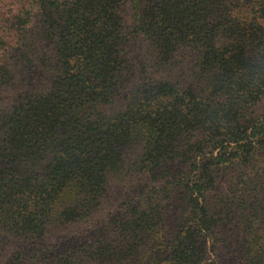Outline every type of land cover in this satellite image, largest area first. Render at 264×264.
Here are the masks:
<instances>
[{
    "label": "trees",
    "instance_id": "obj_1",
    "mask_svg": "<svg viewBox=\"0 0 264 264\" xmlns=\"http://www.w3.org/2000/svg\"><path fill=\"white\" fill-rule=\"evenodd\" d=\"M12 8L0 23V92L23 91L0 96V264L5 236L45 242L55 219L96 216L113 179H157L181 160L186 168L161 173L191 211L175 240L159 241L163 199L139 196L106 248L73 245L46 264H146L149 250L150 264H215L220 242L236 246L216 234L230 209L242 260L264 264V0ZM219 168L233 171L225 192Z\"/></svg>",
    "mask_w": 264,
    "mask_h": 264
},
{
    "label": "rangeland",
    "instance_id": "obj_2",
    "mask_svg": "<svg viewBox=\"0 0 264 264\" xmlns=\"http://www.w3.org/2000/svg\"><path fill=\"white\" fill-rule=\"evenodd\" d=\"M22 0H0V23L6 25L4 19L8 16V12L12 7H15ZM6 27V26H5ZM4 27V28H5ZM4 28L0 30V35H3ZM6 41L9 42L8 37ZM46 55H50L46 52ZM45 55V56H46ZM12 62V61H10ZM42 63V61H41ZM43 67V66H42ZM26 72H28L29 77L31 73L33 74L36 70L31 72L30 65L26 64ZM38 78L36 82L43 81L40 73H38ZM23 89H20L19 85L3 90L0 92L2 98L7 96H17L21 93ZM264 110V97L257 107V111ZM188 162L178 161L177 163L168 165L159 170V177L157 179L146 176L145 179L139 180L137 184L126 183L123 178L113 179L109 188V194L106 200L102 201L101 206L98 208L96 216L86 218L84 220H76L72 223H63V221L55 219L56 223L50 228V232L44 235L46 241L39 242L38 240H33L29 242H23L18 240L15 236L9 235L6 241H10L11 250L8 251L10 255L7 257V261L1 264H11L16 262L17 264H27L28 262L35 264H46L48 261H54L57 257L61 255L64 251L68 250L73 245L83 246L85 244L95 245L97 248H106L112 243L113 237H118V227L120 222H123L127 214L133 213V207L127 210L126 207L129 203L134 202L139 196L143 198L151 197L152 199H163L161 205L156 208V210L164 215V222L161 224L162 230L160 231L159 237H162L160 242L173 241L181 233L184 224L188 226V223H184V219H189L191 216V211L189 210V204L180 194H175L167 192L169 184L168 180H171L170 176H163L161 173L169 167L174 169L186 168ZM233 171L229 169H216L215 180L216 189L218 192L227 191L229 186H231ZM136 196V198H135ZM219 196V194L217 195ZM134 197V199H133ZM237 212L233 209L229 211L224 210L222 213V220L219 223L216 234L217 237H235L236 246L229 243L228 241H222L218 244L216 248H213L209 254V261L215 264H245L242 260L241 247L238 245L240 238L243 235L239 232L237 223L235 219L237 217ZM136 217V215L134 216ZM185 226V227H186ZM184 235V234H182ZM151 237V236H144ZM164 237V238H163ZM8 241V242H9ZM104 242V243H103ZM163 245V244H162ZM155 249V247H153ZM21 253V254H20ZM19 255L21 260H19ZM155 255V251L149 250L145 253L144 262L150 264V259ZM50 262V263H51ZM153 264V262H152Z\"/></svg>",
    "mask_w": 264,
    "mask_h": 264
}]
</instances>
